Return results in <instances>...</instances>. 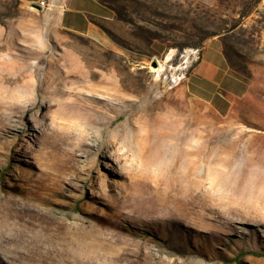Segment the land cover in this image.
Returning <instances> with one entry per match:
<instances>
[{"label": "rangeland", "instance_id": "obj_1", "mask_svg": "<svg viewBox=\"0 0 264 264\" xmlns=\"http://www.w3.org/2000/svg\"><path fill=\"white\" fill-rule=\"evenodd\" d=\"M0 264H264V0H0Z\"/></svg>", "mask_w": 264, "mask_h": 264}, {"label": "crops", "instance_id": "obj_2", "mask_svg": "<svg viewBox=\"0 0 264 264\" xmlns=\"http://www.w3.org/2000/svg\"><path fill=\"white\" fill-rule=\"evenodd\" d=\"M67 9L69 10L68 6ZM222 64L223 59L218 51L205 50L198 65V71L202 81L213 82L223 72V69H221Z\"/></svg>", "mask_w": 264, "mask_h": 264}, {"label": "bare ground", "instance_id": "obj_3", "mask_svg": "<svg viewBox=\"0 0 264 264\" xmlns=\"http://www.w3.org/2000/svg\"><path fill=\"white\" fill-rule=\"evenodd\" d=\"M170 56L167 57V59H169ZM149 69L151 72H157L161 69V66L157 63L156 66H153L152 64L149 66Z\"/></svg>", "mask_w": 264, "mask_h": 264}, {"label": "water", "instance_id": "obj_4", "mask_svg": "<svg viewBox=\"0 0 264 264\" xmlns=\"http://www.w3.org/2000/svg\"><path fill=\"white\" fill-rule=\"evenodd\" d=\"M152 65H153V66H156V65H157V63H156V62H153V63H152Z\"/></svg>", "mask_w": 264, "mask_h": 264}]
</instances>
